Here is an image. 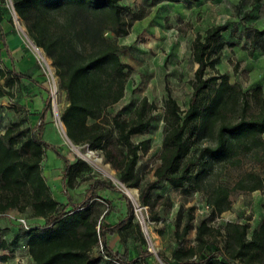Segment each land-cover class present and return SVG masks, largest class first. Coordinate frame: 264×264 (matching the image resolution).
I'll return each instance as SVG.
<instances>
[{"label": "trees", "instance_id": "trees-1", "mask_svg": "<svg viewBox=\"0 0 264 264\" xmlns=\"http://www.w3.org/2000/svg\"><path fill=\"white\" fill-rule=\"evenodd\" d=\"M12 5L29 38L51 60L60 88L66 93L68 103L60 120L67 137L74 144L106 151L115 131L119 157L112 161L107 154L106 159L118 170V178L126 187H139L136 164L139 151L146 152L148 142L134 143L131 136L149 129L154 104L142 98L129 119L113 116L107 120L108 126L102 121L104 111L123 97L128 76L129 66L119 56L125 46L105 36L107 31L115 37L128 33L131 23L123 17L126 7L122 0H12ZM225 30V25L211 26L192 43V57L197 67L187 108L180 109L170 95L164 100L160 163L154 170L155 181L140 191L143 205L149 204L145 189L162 179L175 186L200 182L213 162L231 159L237 149L248 151L253 146L264 145L261 88L256 87L251 93L257 111L247 116L248 93L230 83L225 73L206 75L208 70L216 71L225 46L222 39ZM259 34L264 31H257L256 35ZM22 77L14 70L0 68L3 80L0 97L11 96V88ZM47 94L35 127L23 128L13 122L0 133V216L13 211L43 219L41 226L26 223L25 227L20 223L26 230L9 242L1 240L0 251L7 253L23 236L34 264H99L101 261L108 264L107 260L142 264L147 259L154 260L153 253L146 248L129 259L108 245V235L121 233L131 226L134 206L111 182L81 176L77 170L88 169L86 162L80 158L71 162L56 145L42 138L43 121L51 109L50 93ZM192 146H195L193 150ZM46 150H52L63 162L60 183L65 189V202L52 195L42 174L41 161ZM77 176L89 184L83 199L73 202L66 189L74 187ZM250 177L251 182L242 180L238 188L264 190V179ZM101 190L119 192L126 199V215L120 221L110 224L94 213V201L101 198ZM228 194L229 190L223 186L214 190L209 197L212 215L228 209ZM190 219L178 234L180 238L190 229ZM137 229L141 242L146 245L139 224ZM248 229L247 223L227 222L220 232L201 221L195 228V245L176 248L170 259L157 255L165 264H264V217L250 233ZM99 244L102 250L94 256L92 250Z\"/></svg>", "mask_w": 264, "mask_h": 264}, {"label": "rangeland", "instance_id": "rangeland-1", "mask_svg": "<svg viewBox=\"0 0 264 264\" xmlns=\"http://www.w3.org/2000/svg\"><path fill=\"white\" fill-rule=\"evenodd\" d=\"M122 4L126 7L123 17L131 23L128 33L115 37L107 31L105 36L115 39L119 46H125L119 56L129 66L128 76L123 97L104 111L102 121L108 126L107 120H111L113 116L129 119L142 98L154 104L149 129L131 136L134 143L145 140L148 142L147 151H139L136 171L140 184L136 188L126 187L118 178V170L106 159L107 154H110L109 160L112 161L119 157L120 147L115 131L106 151L89 149L87 144H74L66 137L65 127L60 120V114L68 103L66 93L60 88L51 60L37 47L47 59L50 71L39 59L23 22L18 20L12 0H0V23L10 22L16 29L35 56L42 76L43 90L50 93L49 122L52 125L45 129L43 139L56 145L71 162H75L77 158L86 162L88 169L77 170L81 176L90 175L109 181L128 196L126 189L134 191L133 196H127L134 206L132 224L121 233L108 235V245L113 250L126 254L129 259L146 248L153 253L155 259H147L142 264H165L157 254L170 259L176 248L195 245V228L201 221L220 232H223L227 222L247 223L250 233L264 217V190L249 191L237 186L242 180L251 182V175L264 179V145L253 146L248 151L240 148L231 159L213 162L200 182L175 186L162 179L148 190L145 189L148 205H143L139 199L141 189L156 179L154 170L160 163L163 139L164 100L170 95L180 109L187 108L192 92L191 82L197 67L192 57V43L198 34L203 35L211 26H226L222 33L225 46L215 66L216 71L208 70L206 75L216 72L227 74L230 83L248 93L250 108L246 115L250 116L257 111L251 93L256 87H260L264 95V34L256 35L257 31H264V0L257 3L255 0H122ZM51 76L57 89L55 94ZM53 101L58 107V117L53 113ZM59 120L62 126L58 124ZM88 122L91 123L92 120ZM25 127L23 124V128ZM261 140L264 142V133ZM194 147L192 146V150ZM62 170V160L52 150H46L41 161L42 174L52 195L65 202V189L59 183ZM114 178L122 185L115 182ZM80 179L77 176L74 187L66 189L73 202L83 199L89 184ZM220 186L229 190L228 209L212 215L209 197ZM99 195L105 199L97 198L94 201L93 210L99 219L104 218L113 224L126 215V199L119 192L101 190ZM189 218L191 227L180 238L178 234ZM20 219H24L28 226L43 224L42 218L10 211L0 216V241L9 242L14 236L23 234L26 229L20 224ZM137 224L146 239V245L141 242ZM220 238L217 236L218 240ZM7 250V253L0 254V264H34L26 246V237H20L17 244ZM101 250L99 244L93 248L92 254L96 256ZM99 264H104V261Z\"/></svg>", "mask_w": 264, "mask_h": 264}, {"label": "crops", "instance_id": "crops-1", "mask_svg": "<svg viewBox=\"0 0 264 264\" xmlns=\"http://www.w3.org/2000/svg\"><path fill=\"white\" fill-rule=\"evenodd\" d=\"M0 68L14 70L23 75L11 88V96L0 97V133L13 122L23 126L35 127L43 109L47 92L42 87V76L37 67L33 53L26 47L24 41L10 22H1ZM3 80L0 79V84ZM44 130L52 125L49 122V112L44 119ZM61 177H59L60 183ZM61 185V183H60ZM2 254V251H0Z\"/></svg>", "mask_w": 264, "mask_h": 264}, {"label": "bare ground", "instance_id": "bare-ground-1", "mask_svg": "<svg viewBox=\"0 0 264 264\" xmlns=\"http://www.w3.org/2000/svg\"><path fill=\"white\" fill-rule=\"evenodd\" d=\"M32 46L34 47L33 44H32ZM34 49H35V51H36V53H37L39 59H40L44 64H47L48 67H49V63H48L47 59L45 58V56L41 53V51H40L38 48H35V47H34ZM49 73L51 74V72H49ZM51 78H52V76H51ZM52 80H53V94H55L57 89H56V85H55V82H54V79H53V78H52ZM52 106H53V107H52V109H53V113L58 117V107H57V104H56L55 101H53V105H52ZM56 119H57V118H56ZM58 124H60V125L62 126V123L60 122V120H59ZM68 141H69V140H68ZM69 142H70V141H69ZM73 149L76 150V151H78L76 147H73ZM88 154H89V153H88ZM90 158H91V157H90ZM96 161H97V160H96ZM112 176H113V175H112ZM114 180H115V182H117V183H119L120 185H122L121 182H119L117 179L114 178ZM126 190H127V192L129 193V196H133L134 191H132V190H130V189H126ZM135 204H136V203H135Z\"/></svg>", "mask_w": 264, "mask_h": 264}, {"label": "built area", "instance_id": "built-area-1", "mask_svg": "<svg viewBox=\"0 0 264 264\" xmlns=\"http://www.w3.org/2000/svg\"><path fill=\"white\" fill-rule=\"evenodd\" d=\"M15 21H16V23H18V21L15 19ZM45 66L47 67V69L50 71V66L48 67V65L47 64H45ZM52 74V73H51ZM53 78V77H52ZM20 221V223L23 225V226H25L26 227V222H25V220L24 219H20L19 220Z\"/></svg>", "mask_w": 264, "mask_h": 264}, {"label": "water", "instance_id": "water-1", "mask_svg": "<svg viewBox=\"0 0 264 264\" xmlns=\"http://www.w3.org/2000/svg\"><path fill=\"white\" fill-rule=\"evenodd\" d=\"M34 45V47L35 48H37V46L35 45V44H33ZM65 135H66V133H65ZM66 137H67V135H66ZM68 138V137H67ZM69 139V138H68ZM70 140V139H69ZM127 196H128V194H127ZM129 197V196H128Z\"/></svg>", "mask_w": 264, "mask_h": 264}]
</instances>
